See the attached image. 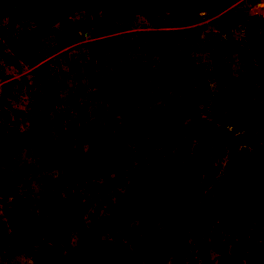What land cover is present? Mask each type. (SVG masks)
Returning <instances> with one entry per match:
<instances>
[{
    "label": "rangeland",
    "instance_id": "rangeland-1",
    "mask_svg": "<svg viewBox=\"0 0 264 264\" xmlns=\"http://www.w3.org/2000/svg\"><path fill=\"white\" fill-rule=\"evenodd\" d=\"M43 1L0 0V264H264V0Z\"/></svg>",
    "mask_w": 264,
    "mask_h": 264
},
{
    "label": "trees",
    "instance_id": "trees-1",
    "mask_svg": "<svg viewBox=\"0 0 264 264\" xmlns=\"http://www.w3.org/2000/svg\"><path fill=\"white\" fill-rule=\"evenodd\" d=\"M49 1H51V0H49ZM49 1L46 2L44 0L40 4H43L42 6H45L46 8H48L49 10H51V12L52 11H55V12H58V13L60 12V15H61L63 13V10H64L63 8H68V6H69V3L68 2L70 0H54L52 3H50ZM87 1L88 0H78L77 2H87ZM151 1L154 2L155 0H151ZM161 2L162 3H166V4L169 3V7L171 9H174V10L175 9L177 10V9H180V8H184V10H185L184 13L188 14V13L192 12L194 9H202L203 7L206 6V4L208 2H213V0H161ZM181 85H182V88L181 89L184 91V93H182L183 94L182 98L185 99L188 96L191 98L192 97V94L190 92H187L188 85L186 83L181 84ZM240 88H241V90H244L245 89L244 93L246 92V88L245 87L242 86ZM242 93H243V91H241V93L239 94V97L242 96ZM244 93H243V95H244ZM246 93H248V91ZM190 103H191L190 106L195 109L196 103L193 101V99H190ZM222 132L224 134L225 139L223 140V142L221 144L223 146H225V147H228L229 146L230 147V150H231L230 153H231L232 150H234L231 147L233 143L230 142V140H231V138L233 136H232L231 132H227V131H222Z\"/></svg>",
    "mask_w": 264,
    "mask_h": 264
}]
</instances>
